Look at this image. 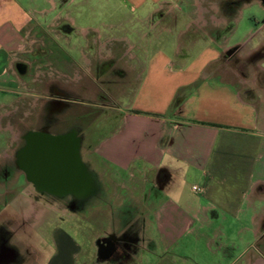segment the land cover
<instances>
[{
  "label": "crops",
  "instance_id": "crops-1",
  "mask_svg": "<svg viewBox=\"0 0 264 264\" xmlns=\"http://www.w3.org/2000/svg\"><path fill=\"white\" fill-rule=\"evenodd\" d=\"M122 1L133 10L149 6L142 20L173 0ZM26 3L0 0V62L11 69L9 83L19 80L28 91V81L12 68L30 28ZM187 47L195 57L176 59L177 46L174 54L166 43L154 46L122 124L88 145L90 156L82 160L101 180L98 187L116 196L110 224L133 227L150 244L147 264H264V129L256 104L218 73L220 43ZM85 208L92 224L93 206ZM53 245L43 264H77L75 239L60 230Z\"/></svg>",
  "mask_w": 264,
  "mask_h": 264
},
{
  "label": "rangeland",
  "instance_id": "rangeland-1",
  "mask_svg": "<svg viewBox=\"0 0 264 264\" xmlns=\"http://www.w3.org/2000/svg\"><path fill=\"white\" fill-rule=\"evenodd\" d=\"M242 1L236 12L229 0H199L198 4L195 0L165 1L153 16L140 20L139 15L149 6L133 10L122 0H57L54 8L51 0H27L30 28L23 50L15 57L34 62L33 70L22 79L28 81L29 110L34 113L30 127L38 114L34 109L38 89L47 94L56 84L71 92L76 90L89 104L68 109L61 115L59 128L66 131L76 124L84 139L81 158L90 156L88 145L100 142L122 124L123 111L139 85L137 74L154 46L166 43L173 54L177 46L176 59H191L198 52L189 50L187 44L198 41L222 45L218 73L256 104L258 124L264 129V6L258 0ZM186 24L190 26L187 33L179 35ZM101 44L106 48L100 49ZM237 44V59L230 58L229 48ZM2 56L0 52V60ZM56 69H61L60 73ZM11 79V69L4 60L0 62V100L12 98L15 106L21 98L7 87L26 90L19 80L11 86ZM96 183L99 186L101 180L96 179ZM8 199L9 204L0 207V224L6 225L11 232L10 243L21 253L19 264H43V257L53 252V238L60 230L77 241V264H147L144 256L150 244L136 236L135 228L124 231L110 224L108 208L116 196L108 188L98 187L89 201L92 224L85 206L71 209L68 197L58 201L48 194L39 195L31 184L27 194ZM127 232L134 238L124 255L100 257L98 240L110 233L120 236Z\"/></svg>",
  "mask_w": 264,
  "mask_h": 264
},
{
  "label": "flooded vegetation",
  "instance_id": "flooded-vegetation-1",
  "mask_svg": "<svg viewBox=\"0 0 264 264\" xmlns=\"http://www.w3.org/2000/svg\"><path fill=\"white\" fill-rule=\"evenodd\" d=\"M249 1L251 0H244L242 3ZM258 1L264 6V0ZM229 2L231 9L236 12L240 7L241 0H229ZM239 46L240 44H237L229 48L230 58L237 59ZM33 63L30 60L18 59L13 62L12 68L18 77L25 79L33 70ZM36 81L44 82L43 79ZM9 84L12 86L13 83ZM27 87L28 84L25 88ZM9 91L11 94L16 95L15 97L19 96L21 101L13 106L12 98L5 101L0 100V108L6 109L0 112V207L9 204L8 198L10 196L27 194L29 184L33 186L39 195L48 194L58 201L68 197L67 205L71 209H76L82 205L86 206L92 197V195H88L90 183L87 179L84 187L78 191H61L58 188H50L46 185L39 187L29 179L26 170L27 155L25 151L29 143L28 136L33 132H48L54 135L74 132L79 138L81 149L84 139L78 126L72 124L66 131H60V120L61 115H64L72 106L80 103L87 105L89 103L82 100L84 97L77 95L75 90L71 92L66 89H59L55 84L50 86V92L47 94L39 92L38 89L34 102V109L37 110L38 114L35 125L30 127V118L34 113L29 110V92L14 89ZM132 238L134 236L130 232L120 236L110 233L109 236L101 238L98 242L102 243V249H105V251L109 245H112L110 251H104L103 255L107 258H116L126 253L130 244H133ZM10 239L11 232L6 228V225L0 224V264H19L22 260L21 253L15 245L10 243Z\"/></svg>",
  "mask_w": 264,
  "mask_h": 264
},
{
  "label": "water",
  "instance_id": "water-1",
  "mask_svg": "<svg viewBox=\"0 0 264 264\" xmlns=\"http://www.w3.org/2000/svg\"><path fill=\"white\" fill-rule=\"evenodd\" d=\"M26 147V170L29 179L37 186L46 185L61 191H78L84 187L85 180L90 183L88 195H94L98 190L96 177L87 169L81 155L79 138L74 132L54 135L48 132H33L28 136ZM100 257L105 249L98 242ZM112 245L106 248L110 251Z\"/></svg>",
  "mask_w": 264,
  "mask_h": 264
},
{
  "label": "trees",
  "instance_id": "trees-1",
  "mask_svg": "<svg viewBox=\"0 0 264 264\" xmlns=\"http://www.w3.org/2000/svg\"><path fill=\"white\" fill-rule=\"evenodd\" d=\"M182 97H178L176 100H175V104L174 105H178V103L181 101Z\"/></svg>",
  "mask_w": 264,
  "mask_h": 264
},
{
  "label": "built area",
  "instance_id": "built-area-1",
  "mask_svg": "<svg viewBox=\"0 0 264 264\" xmlns=\"http://www.w3.org/2000/svg\"><path fill=\"white\" fill-rule=\"evenodd\" d=\"M193 189H194V190H200L201 188H200L199 186H197V185H194V186H193Z\"/></svg>",
  "mask_w": 264,
  "mask_h": 264
}]
</instances>
